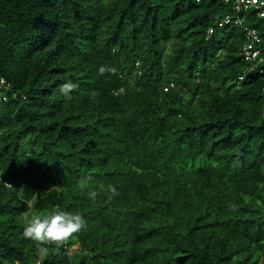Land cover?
Here are the masks:
<instances>
[{
	"label": "trees",
	"instance_id": "trees-1",
	"mask_svg": "<svg viewBox=\"0 0 264 264\" xmlns=\"http://www.w3.org/2000/svg\"><path fill=\"white\" fill-rule=\"evenodd\" d=\"M236 16L225 0H0V264H264V18L241 15L253 64ZM54 210L85 227L25 236Z\"/></svg>",
	"mask_w": 264,
	"mask_h": 264
},
{
	"label": "clouds",
	"instance_id": "clouds-1",
	"mask_svg": "<svg viewBox=\"0 0 264 264\" xmlns=\"http://www.w3.org/2000/svg\"><path fill=\"white\" fill-rule=\"evenodd\" d=\"M101 71H103V69H101ZM1 80H5L8 86L6 79H0V81ZM76 87H77L76 84L72 82H68L62 86V91H66L67 94V92H70L72 89ZM81 186H84V182H81ZM112 191L115 192V189L113 188ZM96 196H97L96 191L90 192L91 198L94 199ZM85 225H86V220L82 215V213H80L79 211L54 210L51 212V214L47 215L46 217L43 218H41L40 216L34 217L31 220V222L28 223L27 226L24 228V234L28 238L37 241H51V242L59 243L61 241L66 240L74 233L79 232L81 229L85 227ZM73 248L70 249V253L73 252L72 251ZM41 251L43 253H46L47 249L44 248Z\"/></svg>",
	"mask_w": 264,
	"mask_h": 264
},
{
	"label": "built area",
	"instance_id": "built-area-1",
	"mask_svg": "<svg viewBox=\"0 0 264 264\" xmlns=\"http://www.w3.org/2000/svg\"><path fill=\"white\" fill-rule=\"evenodd\" d=\"M225 2H233L235 11L237 12V19L235 23L239 26H241L247 36V42L245 46L243 47V56L247 62L253 63V64H259L263 61L261 58V51L259 48L260 43L262 42V38L259 35V32L257 29L251 26H247L244 24L243 19L241 18V15L245 12H248L250 10H255L257 12V15L260 18H264V0H225ZM234 21V16H227L220 26L222 27L223 24L227 25L229 23H232ZM214 31L211 29L210 34H212ZM247 75V74H246ZM246 75L241 76L239 79L240 81H244L247 77ZM8 91V86L5 82V80L0 81V102L7 100L6 92Z\"/></svg>",
	"mask_w": 264,
	"mask_h": 264
},
{
	"label": "rangeland",
	"instance_id": "rangeland-1",
	"mask_svg": "<svg viewBox=\"0 0 264 264\" xmlns=\"http://www.w3.org/2000/svg\"><path fill=\"white\" fill-rule=\"evenodd\" d=\"M76 248H77V246H76V247H74V248H73V250H74V249H76ZM73 250H72V251H73ZM72 251H71V252H72Z\"/></svg>",
	"mask_w": 264,
	"mask_h": 264
}]
</instances>
